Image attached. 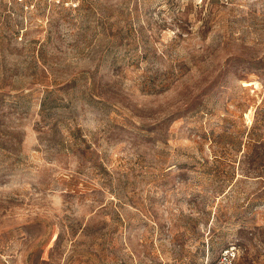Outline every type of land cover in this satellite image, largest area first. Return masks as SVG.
I'll return each instance as SVG.
<instances>
[{
  "label": "rangeland",
  "instance_id": "rangeland-1",
  "mask_svg": "<svg viewBox=\"0 0 264 264\" xmlns=\"http://www.w3.org/2000/svg\"><path fill=\"white\" fill-rule=\"evenodd\" d=\"M264 264V0H0V264Z\"/></svg>",
  "mask_w": 264,
  "mask_h": 264
},
{
  "label": "built area",
  "instance_id": "built-area-1",
  "mask_svg": "<svg viewBox=\"0 0 264 264\" xmlns=\"http://www.w3.org/2000/svg\"><path fill=\"white\" fill-rule=\"evenodd\" d=\"M57 2H64V0H57ZM231 257H232L231 252L226 251V252L222 255L219 264H231Z\"/></svg>",
  "mask_w": 264,
  "mask_h": 264
}]
</instances>
